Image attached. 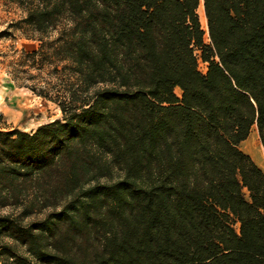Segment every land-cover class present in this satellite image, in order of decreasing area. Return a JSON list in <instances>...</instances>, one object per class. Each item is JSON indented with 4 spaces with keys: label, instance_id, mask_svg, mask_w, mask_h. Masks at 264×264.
Masks as SVG:
<instances>
[{
    "label": "trees",
    "instance_id": "1",
    "mask_svg": "<svg viewBox=\"0 0 264 264\" xmlns=\"http://www.w3.org/2000/svg\"><path fill=\"white\" fill-rule=\"evenodd\" d=\"M16 3L62 118L0 129V264H264V0Z\"/></svg>",
    "mask_w": 264,
    "mask_h": 264
},
{
    "label": "rangeland",
    "instance_id": "2",
    "mask_svg": "<svg viewBox=\"0 0 264 264\" xmlns=\"http://www.w3.org/2000/svg\"><path fill=\"white\" fill-rule=\"evenodd\" d=\"M24 16L25 13L16 0H0V129L17 128L30 132L41 124L61 119L62 113L56 103L36 95L26 85L46 86L51 97H54L62 87L60 75L52 71L55 66L60 69L63 64L54 63L38 69L37 66L29 67V63L20 60L23 51L30 52L28 40H34L35 36L22 23L16 27L9 26L20 22ZM201 25L205 30V41H208L206 25ZM50 36L53 37L54 33ZM197 66L201 73H205V62L199 59ZM30 74L35 77L30 78ZM175 93L180 96L181 90L176 88ZM249 138L250 134L246 140L252 142ZM244 141L239 144V148L257 165L261 164L259 154L243 148Z\"/></svg>",
    "mask_w": 264,
    "mask_h": 264
},
{
    "label": "bare ground",
    "instance_id": "3",
    "mask_svg": "<svg viewBox=\"0 0 264 264\" xmlns=\"http://www.w3.org/2000/svg\"><path fill=\"white\" fill-rule=\"evenodd\" d=\"M197 12H198L199 19H200L201 23L204 24V26H205L206 25V19L204 16L202 3L200 4ZM249 139L252 142H249L248 140L244 141L243 142V148L248 149L250 152H251V150H253L257 154H259V156L261 158V164H259L258 167L264 172V154H263L261 144L258 140V135H257V131H256L255 126H253L251 131H250V138Z\"/></svg>",
    "mask_w": 264,
    "mask_h": 264
},
{
    "label": "crops",
    "instance_id": "4",
    "mask_svg": "<svg viewBox=\"0 0 264 264\" xmlns=\"http://www.w3.org/2000/svg\"><path fill=\"white\" fill-rule=\"evenodd\" d=\"M27 41V40H26ZM28 42L30 43L29 45H30V51H32V50H36L37 48H38V45H39V43H38V41H34V40H28ZM25 49H27V48H25ZM25 51H27V50H25ZM6 107V106H5Z\"/></svg>",
    "mask_w": 264,
    "mask_h": 264
},
{
    "label": "built area",
    "instance_id": "5",
    "mask_svg": "<svg viewBox=\"0 0 264 264\" xmlns=\"http://www.w3.org/2000/svg\"><path fill=\"white\" fill-rule=\"evenodd\" d=\"M199 60V59H198Z\"/></svg>",
    "mask_w": 264,
    "mask_h": 264
}]
</instances>
